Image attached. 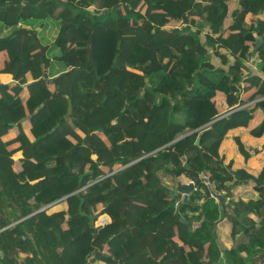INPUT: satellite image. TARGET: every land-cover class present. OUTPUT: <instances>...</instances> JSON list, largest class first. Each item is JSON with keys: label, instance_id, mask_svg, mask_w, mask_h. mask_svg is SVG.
Returning a JSON list of instances; mask_svg holds the SVG:
<instances>
[{"label": "trees", "instance_id": "obj_1", "mask_svg": "<svg viewBox=\"0 0 264 264\" xmlns=\"http://www.w3.org/2000/svg\"><path fill=\"white\" fill-rule=\"evenodd\" d=\"M48 18L58 32L44 48L34 29ZM3 28L0 264H264V183L238 196L251 175L219 152L231 116L264 134V0H0ZM164 102V147L146 155ZM182 176L209 187L184 201Z\"/></svg>", "mask_w": 264, "mask_h": 264}, {"label": "rangeland", "instance_id": "obj_2", "mask_svg": "<svg viewBox=\"0 0 264 264\" xmlns=\"http://www.w3.org/2000/svg\"><path fill=\"white\" fill-rule=\"evenodd\" d=\"M45 22L46 23H42L38 25L36 29H34L38 33L39 42L45 44L42 45L44 48L52 44L58 32L57 21L54 18H48L45 20ZM181 26H183V24L179 21L171 22L164 27L169 30V32L173 33L176 29L172 28ZM157 31L158 28L154 27L153 32L156 33ZM9 32V28H3V30L0 32V36H4ZM146 37L148 40L153 39L151 32H147ZM209 51L212 50L209 48ZM218 51L221 54L225 53L228 61L231 62L232 56L224 48L220 47ZM211 62H213L215 65H221V57L212 55ZM256 63L257 58L254 56L252 61H248L246 64L249 68L248 71L251 74L260 76L259 72L257 71ZM245 71L246 69L244 68V72ZM10 77V75H0V82H6L10 79ZM48 85L51 92H53L54 85L52 83H48ZM21 91L26 93V90L24 89ZM167 110L168 104L164 102L159 109L155 110L152 117L149 119V132L147 135H145L142 145L144 152H155L164 147V143L161 140V135L165 131L167 125ZM71 140L77 143H83L85 136L82 133L74 132L71 134ZM219 152L224 156L225 162H228L229 160L233 161L232 166L234 169L243 168L251 175L248 186L245 189L239 188L237 195L242 198H256V193H246V191H251L253 189L252 186L255 183H264V176L261 175V170L264 167V134L259 138L249 135L247 129L239 126L237 118L231 116L226 126L225 138L221 143ZM181 180L184 181V183H187V180L184 176L181 177ZM63 205L65 204L62 203L61 207H63ZM217 225H219L217 233L221 248H228L232 243V238H230L229 235L230 222L227 218H223L220 221L218 220Z\"/></svg>", "mask_w": 264, "mask_h": 264}, {"label": "water", "instance_id": "obj_3", "mask_svg": "<svg viewBox=\"0 0 264 264\" xmlns=\"http://www.w3.org/2000/svg\"><path fill=\"white\" fill-rule=\"evenodd\" d=\"M261 41L258 39L256 41V44L255 46L253 47L251 53L252 54H255L257 48L259 47ZM11 125L13 126L14 124L11 123ZM199 142V138H197L196 140V143L198 144ZM156 152V151H155ZM154 152H150V153H147L146 155L148 154H152ZM138 159H141V158H138ZM199 181H202L204 183H206L209 187V183H208V179L206 177H201L199 180H196L194 182H188V183H182V182H178L177 186L175 188H173V192L172 194H176L178 192H181L184 196V201H186V198H187V195L188 193L194 189V187L198 184ZM210 194L212 197H214L216 199V201L218 202V204L220 205V208H221V216L219 218V221L222 220L225 216V204H224V197L221 195V194H218V193H215L213 190L210 189ZM181 221L184 222V223H187V220H184L181 218Z\"/></svg>", "mask_w": 264, "mask_h": 264}, {"label": "crops", "instance_id": "obj_4", "mask_svg": "<svg viewBox=\"0 0 264 264\" xmlns=\"http://www.w3.org/2000/svg\"><path fill=\"white\" fill-rule=\"evenodd\" d=\"M3 74L4 73H0V75H3ZM6 75H10V74H6ZM10 79H11V77H10ZM10 79L8 80L9 82H10ZM8 81H6V82H8ZM61 204L59 202L58 204H56L53 207L49 208V210L61 208ZM63 207H66V205H63ZM102 218H103L104 221H109V217L107 215H102ZM29 254H30L29 252H18V253H16V256L19 257L20 259H23L25 256H28ZM2 255H3V252L0 250V257ZM93 264H104V263L97 261V262H94Z\"/></svg>", "mask_w": 264, "mask_h": 264}, {"label": "built area", "instance_id": "obj_5", "mask_svg": "<svg viewBox=\"0 0 264 264\" xmlns=\"http://www.w3.org/2000/svg\"><path fill=\"white\" fill-rule=\"evenodd\" d=\"M248 104H245L244 106H247ZM60 202V200H57V201H54L52 202L51 204H48L46 205L44 208H51L53 207L54 205L58 204ZM102 217V216H101ZM99 217L97 220H96V225H100V224H103L105 221L103 220V218Z\"/></svg>", "mask_w": 264, "mask_h": 264}]
</instances>
